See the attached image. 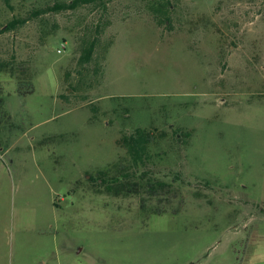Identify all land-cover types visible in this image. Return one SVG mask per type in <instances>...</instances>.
<instances>
[{"label":"rangeland","instance_id":"374dc122","mask_svg":"<svg viewBox=\"0 0 264 264\" xmlns=\"http://www.w3.org/2000/svg\"><path fill=\"white\" fill-rule=\"evenodd\" d=\"M56 1L0 0L26 18L0 33V264H264V0ZM136 127L163 139L133 168ZM116 161L164 186L90 180Z\"/></svg>","mask_w":264,"mask_h":264},{"label":"trees","instance_id":"16d2710c","mask_svg":"<svg viewBox=\"0 0 264 264\" xmlns=\"http://www.w3.org/2000/svg\"><path fill=\"white\" fill-rule=\"evenodd\" d=\"M6 2L8 0H5ZM102 0H70V1H56L53 4L46 5L45 8L38 10L39 13L45 12V11H61V10H73L77 7H80L85 4H96L100 3ZM167 2L168 0H162L158 3L155 10L159 14H163L165 12V9L167 8ZM36 12V11H35ZM37 13V12H36ZM26 18L21 17H13L10 20H8L5 24H3V27L0 28V33L6 32V31H12L17 26L24 23ZM167 20V17L164 19V21ZM157 22H161L159 19ZM98 41L96 38H92V40L89 41V43L83 47L82 53L78 59V73L81 75H84V72L82 70H86V65L91 60L92 52L95 49V46L97 45ZM109 45H105L102 48V53H106L107 48ZM102 57H105L104 55ZM101 65L97 64L93 68V73L95 74L94 80L95 82H98V76L100 69L99 67ZM80 68L82 70H80ZM0 71H8L10 73H14V66L12 65L10 60H4L0 56ZM97 76V77H96ZM84 78L82 77L81 85L84 84L83 82ZM87 87H90L92 83L85 82ZM76 86V85H75ZM17 91L19 93L25 94L30 93L33 91L32 84L30 82L20 80L18 84ZM3 106V98L0 96V114H3L1 112ZM156 131L154 133L153 131ZM152 130L145 128V127H136L129 133H123L117 140L116 143L118 146L123 148L126 152V155L128 156V159L131 161V164L133 165V168H138L139 166H146V161L150 157V148L152 145H156L160 140L163 139V131H158L156 128H153ZM176 137L183 136L188 137L189 132H183L180 129L174 130ZM112 168H115L117 170H124L125 166H121V163L119 161L113 162L109 164L106 168L97 170L95 172V176H91L90 180L93 181V183H98L105 185L106 189L109 191H112L114 188V185L120 184L121 186L128 189V191H133L138 187L146 188L149 192L155 193L157 187L164 186V182L157 180L156 178L153 179L150 175L147 176V178H143V176L146 175V170H143L140 174L141 180L138 182L133 181V175L135 173V169H132L131 171H125L123 173L119 174H112L110 173V170ZM121 175V176H119ZM121 177V178H120ZM53 204L56 206V203L53 202Z\"/></svg>","mask_w":264,"mask_h":264},{"label":"built area","instance_id":"2783aa9c","mask_svg":"<svg viewBox=\"0 0 264 264\" xmlns=\"http://www.w3.org/2000/svg\"><path fill=\"white\" fill-rule=\"evenodd\" d=\"M65 48H66V41H65V40H62V41L60 42L59 47L56 49V51H57L58 53H60V52L64 51Z\"/></svg>","mask_w":264,"mask_h":264},{"label":"crops","instance_id":"0c3cea01","mask_svg":"<svg viewBox=\"0 0 264 264\" xmlns=\"http://www.w3.org/2000/svg\"><path fill=\"white\" fill-rule=\"evenodd\" d=\"M262 220V223L260 224L261 226V229L264 228V217L263 218H260ZM259 227V225L257 226V228Z\"/></svg>","mask_w":264,"mask_h":264}]
</instances>
